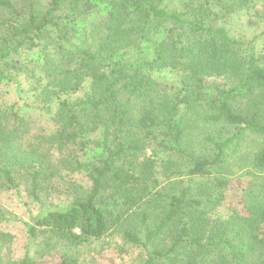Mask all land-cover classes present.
<instances>
[{
  "label": "trees",
  "instance_id": "obj_1",
  "mask_svg": "<svg viewBox=\"0 0 264 264\" xmlns=\"http://www.w3.org/2000/svg\"><path fill=\"white\" fill-rule=\"evenodd\" d=\"M254 3L264 14V0H0V196L26 187L31 244L59 264H93L113 236L126 264H264V52L228 26ZM6 85L49 131L31 135ZM62 181L65 206L49 202ZM10 220L0 207V264H38L12 259Z\"/></svg>",
  "mask_w": 264,
  "mask_h": 264
},
{
  "label": "rangeland",
  "instance_id": "obj_2",
  "mask_svg": "<svg viewBox=\"0 0 264 264\" xmlns=\"http://www.w3.org/2000/svg\"><path fill=\"white\" fill-rule=\"evenodd\" d=\"M254 7V8H253ZM229 26L230 34L239 38L245 42L254 41V46L259 52H264V14L263 7L260 3H254V6L250 9H243L237 12L231 19ZM153 77L164 84H168L172 87H177V77L174 73L163 71L156 72ZM218 80L209 78L206 80V85L211 87L218 84ZM25 89V88H24ZM3 94V101L13 104L16 109L21 113L27 112L32 120L33 130L31 135L38 136L41 131L47 132L51 128L49 116L38 108L30 95L26 92L19 91L14 85H6L1 88ZM46 151L47 146L42 147ZM52 163L57 165L58 154L50 148L48 152ZM67 177V175H66ZM68 180H72L74 184L80 186L86 190L89 186L87 180L81 174L68 176ZM64 183L71 184L69 182L62 181L57 190H51V199L53 204L59 206H65L69 201V197L64 194ZM26 187L22 185L19 187L18 192H8L0 196V207L10 217V221L1 225L5 232L10 233L13 236V241L10 246L11 257L13 260H21L24 256L29 255L32 259L36 260L38 264H59V255L54 251H42L43 248L40 245V239L37 240V244H31L26 232L25 223H27L31 216L36 214L35 209L30 205V199L28 197ZM80 191V192H81ZM237 200V191L235 186L233 191L228 192L226 200L222 207L215 213V217H223L227 213L229 204H235ZM113 240L120 243L117 237L105 238L102 241L94 243L89 251L83 255V259H87V262H93V264H110L112 261L116 264H126L129 259L126 254H119L114 249ZM41 247V248H40ZM42 254V255H40ZM86 262V263H87Z\"/></svg>",
  "mask_w": 264,
  "mask_h": 264
}]
</instances>
